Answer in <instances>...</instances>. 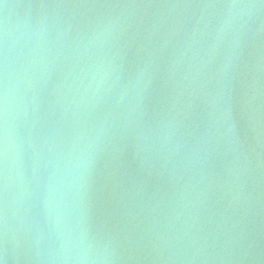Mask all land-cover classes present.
<instances>
[{
  "label": "water",
  "instance_id": "water-1",
  "mask_svg": "<svg viewBox=\"0 0 264 264\" xmlns=\"http://www.w3.org/2000/svg\"><path fill=\"white\" fill-rule=\"evenodd\" d=\"M0 264H264V0H0Z\"/></svg>",
  "mask_w": 264,
  "mask_h": 264
}]
</instances>
